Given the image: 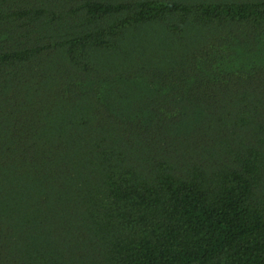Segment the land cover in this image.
Wrapping results in <instances>:
<instances>
[{
  "label": "trees",
  "instance_id": "obj_1",
  "mask_svg": "<svg viewBox=\"0 0 264 264\" xmlns=\"http://www.w3.org/2000/svg\"><path fill=\"white\" fill-rule=\"evenodd\" d=\"M0 264H264V0H0Z\"/></svg>",
  "mask_w": 264,
  "mask_h": 264
}]
</instances>
